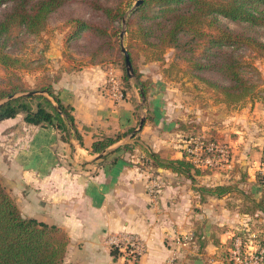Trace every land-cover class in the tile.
Segmentation results:
<instances>
[{"label":"crops","instance_id":"1","mask_svg":"<svg viewBox=\"0 0 264 264\" xmlns=\"http://www.w3.org/2000/svg\"><path fill=\"white\" fill-rule=\"evenodd\" d=\"M57 59L55 66L60 69L65 60ZM112 66L102 62L64 68L54 82L59 97L73 106L82 140L74 133L63 137L65 131L55 122H27L24 112L0 121V180L23 215L67 231L68 264H166L178 248L175 237L194 231L199 224L209 235L208 224L221 217L216 213L208 217L211 202L198 192V183L192 178L169 167H155L149 161H140L145 163L142 166L139 160L145 151L139 145L134 151L118 148L130 140L125 141L128 134L98 156L101 151L93 149L96 140L136 127L140 118L136 101L141 96L132 88L122 100L109 94L106 80ZM161 89L155 86L149 93L148 108L153 118H146L139 140L163 156L183 157L186 144L174 137L175 113ZM155 174L164 185L157 201H152L148 185ZM207 176L202 173L198 177L207 180ZM197 205L205 212L199 213ZM238 214V220L247 215ZM235 217L227 214L224 221L229 223ZM260 219L264 221L263 216ZM121 232L139 233L145 251L133 258L123 251L113 254L110 237Z\"/></svg>","mask_w":264,"mask_h":264},{"label":"trees","instance_id":"2","mask_svg":"<svg viewBox=\"0 0 264 264\" xmlns=\"http://www.w3.org/2000/svg\"><path fill=\"white\" fill-rule=\"evenodd\" d=\"M68 1L70 0H0V6H6L0 16V121L24 112L27 122H55L63 131L70 130V123L77 137L82 140V134L75 125L73 106L65 103L54 87V82L61 77L64 68L54 75L43 73L36 76L35 83L31 85L19 71L20 66L28 64L15 51L13 41V30L16 27L31 35H39L45 31L52 15ZM88 1L116 25L109 30L99 23L73 17L64 26L73 24L76 35L85 30L96 32L107 40V43H101V47L105 44L116 45L123 51L121 24L126 6L130 4L129 0H117L115 4H107L104 0ZM221 18L264 27V0H143L135 7L128 17L127 32L130 37L125 47L136 73L141 97L143 92L148 96L147 83L136 67L137 57L143 54L145 60L162 59L163 51L172 46L187 61V71L193 79L212 90L218 101L233 106L255 94L264 101V89L256 91L258 84L247 69L249 63L235 54V49L250 46L264 56V40L229 27ZM99 51L100 49H96L94 54ZM123 57L126 63L125 53ZM103 60L101 58L100 61L90 63H102ZM124 78H128L127 73L125 77L122 76L126 96L128 86L125 85ZM130 82L132 83L131 80ZM29 90L46 91L48 95L42 92L27 94ZM10 95L13 96L7 98ZM33 98H39L35 107ZM55 102L59 104L61 111ZM148 118L153 116L150 118L148 113ZM134 128L96 140L93 149L104 150ZM64 136L66 137L65 134ZM140 146L151 158L150 164L155 167L172 168L193 180L196 174L202 173L200 166L186 155L163 156L159 151L142 144ZM118 148L132 151L133 143L125 142ZM197 190L203 198L207 195L221 197L235 190L240 191L229 182L202 183ZM245 197H248L246 193ZM251 199H254L251 205L243 203L240 212L247 215L264 213V197L259 200ZM68 244L69 235L63 227L34 216L23 215L10 190L0 180V264H67ZM257 245L258 249L263 246L260 239ZM120 252L119 248H112L113 254L119 255ZM260 256L257 264H264V253Z\"/></svg>","mask_w":264,"mask_h":264},{"label":"rangeland","instance_id":"3","mask_svg":"<svg viewBox=\"0 0 264 264\" xmlns=\"http://www.w3.org/2000/svg\"><path fill=\"white\" fill-rule=\"evenodd\" d=\"M136 1L129 0L130 4H127L124 15L127 18L126 24L123 22L121 24L122 30L126 29L123 37L125 46L130 37L127 32L128 17L137 7ZM103 2L115 4L117 0H104ZM5 9V5L0 6V16ZM73 17L99 23L107 26L109 30L116 25L109 21L100 10L93 8L88 0H70L52 15L48 27L39 35L27 34L18 27L13 30L15 51L28 64L20 66L19 71L31 85L35 83L36 76L43 73L54 75L63 68H79L90 62L100 61L101 58L104 62L114 65L125 77L127 70L124 63V52L120 51L116 45L105 44L101 47V43L103 41L107 43V40L96 32L85 30L76 35L73 24L64 26V23ZM221 20L235 30L246 31L264 40L263 26H251L228 18H221ZM62 26L64 27L60 28ZM96 49L100 51L94 54ZM235 54L239 55L245 63H249L250 66L247 69L258 84L256 91L264 89V56L250 46L235 49ZM57 58L60 62L62 59L65 60L60 69L55 66ZM136 67L141 71L142 78L147 83L148 96L155 86L162 88L166 101L175 113V127L172 129L175 133L174 137L182 144H186L182 148L183 156L186 155L187 146L190 144V146L204 145L202 148L204 155L216 158L214 164L200 167L202 173H208L209 176L205 180L204 177H198L202 173L196 174L197 177L194 179L198 183L196 187L202 185L203 182H229L240 190L232 191L221 197L215 195L205 197L208 203L211 202L209 209L206 210L208 217H210L209 213H216L215 215L221 218L208 224L209 235L205 234L203 226L199 224L194 230V237L184 239L185 244H179L175 237L178 244V248L174 251L178 253L177 264H195V258L203 259L205 264H257L261 259L260 254L264 253V221L260 219L264 213L245 215L244 220L237 218L243 203L251 205L254 200L251 198L259 200L264 197V173L259 169V164L264 160L263 99L255 94L243 103L233 106L218 101L212 90L193 79L187 71L189 67L187 61L179 56L175 47L172 46L163 51L162 59L145 60L143 54L139 55L136 59ZM143 67L145 70H142ZM124 83L128 86L127 90L132 88L134 93L141 96L135 77L128 75V78H124ZM197 83H199L198 86ZM41 92L48 95L46 91L33 94ZM38 100L39 98L32 99L34 107ZM146 102H142V97L140 101H136L138 107L140 106L137 108L140 113L138 117L144 113L148 115L150 108ZM149 115L151 118L152 115L150 113ZM252 115L255 118L252 119L253 121L249 120ZM71 128L69 123L70 130H64L66 137L75 134ZM140 131L128 141L133 143L132 151L142 144L139 140L141 137L138 135ZM211 143L212 148H207ZM177 145L180 146L179 143ZM217 145L224 146L225 152L219 150ZM143 160L145 163L152 161L147 153H144L139 163ZM245 193L248 197H245ZM200 198L201 196L197 199ZM196 209L199 213L205 212L199 205ZM227 214L236 217L228 223L224 221ZM201 219L203 216L199 218V223ZM259 239L263 243L260 249L257 245ZM208 244H211L210 247ZM182 251H185L183 255H181ZM126 255L132 258L137 257Z\"/></svg>","mask_w":264,"mask_h":264},{"label":"built area","instance_id":"4","mask_svg":"<svg viewBox=\"0 0 264 264\" xmlns=\"http://www.w3.org/2000/svg\"><path fill=\"white\" fill-rule=\"evenodd\" d=\"M123 79L119 71L115 66H112L109 70L108 77L106 80V87L108 92L112 97L116 100H122L125 97V93L123 90ZM223 153L225 152L224 146H216ZM204 145H196L187 146L186 156L192 159L198 166L202 167V165L209 166L214 164L216 160L215 157L210 155H204L203 149ZM212 148V143L207 147ZM218 161V160H217ZM259 169L264 173V160L259 164ZM155 177L151 178V182L148 185V193L151 196L152 201H157L159 197V193L164 185V181L162 178L155 174ZM194 231H188L184 233H180L177 236V241L179 244L184 242V239L194 237ZM112 248H119L120 251H124L128 255L137 256L143 253L146 249V244L141 235L137 232H121L110 237ZM177 255L178 253H173L172 257H170L166 264H177Z\"/></svg>","mask_w":264,"mask_h":264},{"label":"water","instance_id":"5","mask_svg":"<svg viewBox=\"0 0 264 264\" xmlns=\"http://www.w3.org/2000/svg\"><path fill=\"white\" fill-rule=\"evenodd\" d=\"M142 1H143V0H137L136 3H135V5H136V6L140 5ZM126 20H127V18H126V16H124V17H123V23H124V24H126ZM125 32H126V29L124 28V29L122 30V32H121V37H122V49H123V52L125 53V62H126L125 64H126V70H127V73H128V75H129L130 77H135V78H136V73H135V71H134V67H133L132 61H131V59H130L129 52H128V50L126 49L125 44H124V41H123V37H124V35H125ZM39 91H42V90H30V91H27L26 93H27V94H33V93H35V92H39ZM142 92H143V90H142ZM12 96H13V95H10V96H8L7 98H11ZM146 99H147V98H146V95H145V93L143 92V94H142V102H143V103L146 102ZM3 100H4V99H3ZM55 105H56V106L58 107V109L61 111V108H60L59 104H57V103L55 102ZM146 118H147V114H146V113H144V114H142V115L140 116L137 126L133 129V131H131V132L127 135V137L125 138V141H127V140H129V139H132V138L136 135V133H137L138 131H140V130L143 128V126H144V124H145V121H146ZM75 147H76V144H75ZM108 148H109V147H108ZM108 148L105 149V150H103V151H101V152L98 154V156H99V157L103 156V155L107 152ZM195 263H196V264H203L204 261H203V259H196V260H195Z\"/></svg>","mask_w":264,"mask_h":264}]
</instances>
